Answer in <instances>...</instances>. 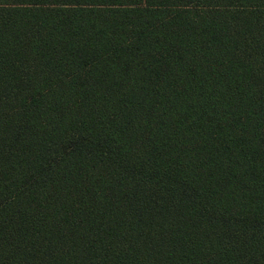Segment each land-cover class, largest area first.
I'll use <instances>...</instances> for the list:
<instances>
[{"label": "trees", "instance_id": "obj_1", "mask_svg": "<svg viewBox=\"0 0 264 264\" xmlns=\"http://www.w3.org/2000/svg\"><path fill=\"white\" fill-rule=\"evenodd\" d=\"M0 264H264V0H0Z\"/></svg>", "mask_w": 264, "mask_h": 264}]
</instances>
